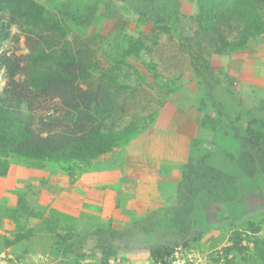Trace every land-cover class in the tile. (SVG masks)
Masks as SVG:
<instances>
[{
    "label": "rangeland",
    "instance_id": "obj_1",
    "mask_svg": "<svg viewBox=\"0 0 264 264\" xmlns=\"http://www.w3.org/2000/svg\"><path fill=\"white\" fill-rule=\"evenodd\" d=\"M29 1L0 9V110L29 147L38 132L46 144L63 135L64 149L114 146L74 180L117 175L114 159L151 126L182 132L187 155L148 213L131 208L134 188L106 218L92 203L64 215L59 200L31 207L45 199L29 186L7 191L0 264H264V0ZM250 27L260 34L242 40ZM85 126L95 133L76 140ZM73 156L43 169L71 180Z\"/></svg>",
    "mask_w": 264,
    "mask_h": 264
},
{
    "label": "crops",
    "instance_id": "obj_2",
    "mask_svg": "<svg viewBox=\"0 0 264 264\" xmlns=\"http://www.w3.org/2000/svg\"><path fill=\"white\" fill-rule=\"evenodd\" d=\"M187 144L188 138L175 128L151 126L132 138L114 159L121 173L93 174L88 180L80 175L73 181L64 177L54 181L45 169L12 165L7 175L0 177V197L16 187L29 186L31 198L35 192L45 199L41 202L31 200L30 205L34 209L44 210L59 200L63 207L58 208V212L77 215L78 206L88 202L101 207V214L106 218L117 211V200L121 199L123 189L127 187L139 190L130 201L131 208L138 212L144 204V212L148 213L160 207L161 196L154 200L158 196L154 193L158 184L161 181H177L180 172L176 165L186 158ZM164 164L170 166L166 171ZM83 191H87L86 197ZM79 192H82L81 196Z\"/></svg>",
    "mask_w": 264,
    "mask_h": 264
},
{
    "label": "trees",
    "instance_id": "obj_3",
    "mask_svg": "<svg viewBox=\"0 0 264 264\" xmlns=\"http://www.w3.org/2000/svg\"><path fill=\"white\" fill-rule=\"evenodd\" d=\"M18 2L28 3L30 5L32 4L29 0H0V9L10 8ZM2 24L3 23L0 20V40L4 34ZM259 34V31L254 32L252 27H250V31L246 33L242 40H245V38H254ZM244 44L245 42H243L242 46ZM13 89V86H9V89L7 90L9 92L7 94H10ZM78 111H82L81 113L86 112L85 109H79ZM93 133H95V131H92L89 126H85L84 129L76 135V140H81L79 139L80 135H83L82 139H86L87 137L90 138ZM71 134L72 132L69 133V135ZM44 135L45 133L43 132L36 133V140L32 141V145L29 147L26 142H28L32 136L29 134L27 128L25 126L22 128L14 127V124H12L9 120L7 112L0 110V177L7 175L9 169L8 158L12 156L24 159V166L26 167L43 169L45 160H49L50 157L54 156L65 160L67 155L74 153V156L71 159L73 163L76 162L78 165H71V167L65 169L73 181L77 176L76 171H83V165H87L93 159H98V157L108 153L114 147L113 145H100L99 141L95 142L93 145L87 144L85 145V148L71 147L64 149L65 145H70L71 142H63V135L59 136L58 134H51L49 144H46L43 140H41V137H44ZM72 135L75 136V134ZM45 137H47V135Z\"/></svg>",
    "mask_w": 264,
    "mask_h": 264
},
{
    "label": "built area",
    "instance_id": "obj_4",
    "mask_svg": "<svg viewBox=\"0 0 264 264\" xmlns=\"http://www.w3.org/2000/svg\"><path fill=\"white\" fill-rule=\"evenodd\" d=\"M2 80V77H1V75H0V81Z\"/></svg>",
    "mask_w": 264,
    "mask_h": 264
}]
</instances>
